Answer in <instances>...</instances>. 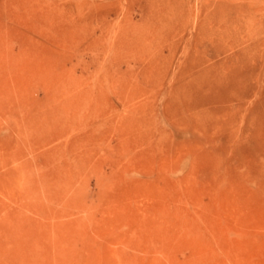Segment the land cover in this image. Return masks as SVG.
<instances>
[{"label": "rangeland", "instance_id": "rangeland-1", "mask_svg": "<svg viewBox=\"0 0 264 264\" xmlns=\"http://www.w3.org/2000/svg\"><path fill=\"white\" fill-rule=\"evenodd\" d=\"M0 264H264V0H0Z\"/></svg>", "mask_w": 264, "mask_h": 264}]
</instances>
